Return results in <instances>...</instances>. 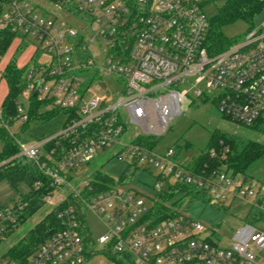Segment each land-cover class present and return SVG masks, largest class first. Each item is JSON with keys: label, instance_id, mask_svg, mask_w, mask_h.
<instances>
[{"label": "built area", "instance_id": "2783aa9c", "mask_svg": "<svg viewBox=\"0 0 264 264\" xmlns=\"http://www.w3.org/2000/svg\"><path fill=\"white\" fill-rule=\"evenodd\" d=\"M206 1L0 0V31L35 43V59L23 73L22 99L48 101L74 113L51 137L59 139L43 153L44 160L41 149L50 139L15 140L17 156L32 162L48 181L43 204L66 205L56 211L57 230L24 262L2 256L0 264H264L255 255L264 252L263 185L239 181L221 167L196 169L191 161L180 162L173 149L159 154L130 142L161 133L179 114L184 94L172 87L190 77L201 84L194 87L195 97H211L223 117L264 134V33L251 29L242 41L208 53ZM99 55L103 66L96 63ZM106 77L114 93H91L90 87ZM16 111L23 113L22 104ZM128 120L139 131L124 141ZM112 146L113 155L120 154L126 167L138 169L149 184L138 179L131 188L133 176L120 184L116 178L94 192L89 174L81 171L79 178L82 165ZM174 184L190 186L215 207L247 201L255 223L240 226L233 243L220 247L204 236L207 227L183 210L154 222L150 207ZM62 189L65 195L53 203L52 195ZM20 198L0 208V241L27 206ZM86 214L102 228L95 239L86 229Z\"/></svg>", "mask_w": 264, "mask_h": 264}, {"label": "trees", "instance_id": "16d2710c", "mask_svg": "<svg viewBox=\"0 0 264 264\" xmlns=\"http://www.w3.org/2000/svg\"><path fill=\"white\" fill-rule=\"evenodd\" d=\"M220 1L221 5L216 14L208 19V27L203 42L208 53L221 51L232 42L222 35L221 27L236 20L251 24L252 16L264 5L258 0ZM13 38L14 36L10 32L0 31V55L9 47ZM23 73L22 69L18 70L12 64H6L1 72V77L6 85V92L0 103V143L2 144L0 150V181H5L12 188L20 183H24L28 188L27 194L20 198L27 202V206L17 214L15 227L24 223L29 216L43 205L42 197L50 190L47 179L37 167L32 162L17 156L18 150L15 140L33 143L50 139L41 149V160H44L43 153L53 149L59 139H51V137L63 129L74 116L71 110L54 107L48 101H40L33 97H30L22 105L23 113H18L15 100L22 86ZM91 80L92 78H89L87 83ZM22 115L25 116V119L23 122H19ZM15 121L19 122L18 131L9 133L8 126H11ZM250 129L260 131L258 128ZM65 142V140H60L61 144H65ZM130 142L153 149L156 140L152 135H138L133 137ZM183 147L185 149L189 148L187 144H184ZM262 159H264V144L243 136L212 131L205 148L199 151L197 156L191 160V163L196 169L210 170L221 167L232 175H242V180H246L245 173ZM132 173H134V170L126 167L120 177L117 178V182L119 184L123 183L124 179L132 177ZM113 180L101 170H95L88 176L89 184L94 192L107 189L108 186L114 184ZM35 185H37V188H35ZM156 199L150 207L149 214L153 217L154 222L173 215L176 212V207L184 199L189 201L200 199L209 203L207 198L184 184H174L169 191L157 195ZM65 205L66 202L51 208L49 213L6 249L3 257L24 262L31 251L57 230L56 211ZM209 205L211 204L209 203ZM246 219L256 220L250 209ZM11 229L9 228L6 234L11 233Z\"/></svg>", "mask_w": 264, "mask_h": 264}, {"label": "rangeland", "instance_id": "374dc122", "mask_svg": "<svg viewBox=\"0 0 264 264\" xmlns=\"http://www.w3.org/2000/svg\"><path fill=\"white\" fill-rule=\"evenodd\" d=\"M220 5V0H207L202 7V11L206 18L211 19L216 14ZM60 18L67 21L66 18ZM251 29H259L261 33H264V5L261 6L260 10L252 16L251 24L236 20L231 24L221 27V33L228 40L238 43L244 39L247 32ZM34 48V42L29 40V42L21 43L16 37L12 40L5 52L0 55V102L6 92V85L1 77V72L4 66L6 64H12L16 69H22L25 72L35 59H32ZM96 63L101 66L104 65L103 59L100 55L97 56ZM200 85V81L196 77H190L183 83L172 87L184 94V97L179 104V114L173 115L169 118L161 133L152 135L156 140L155 147L153 148L156 153L162 154L167 149H173L180 162L186 163L191 161L197 156L199 151L205 148L212 131L243 136L264 144V134L260 131H254L250 128L241 126L230 119L222 117L217 111L216 105L211 97H195L193 93L194 87ZM115 88L116 87H114L111 78L106 77L93 84L90 87V92L100 96L103 95L106 90H110L111 93H114ZM23 89L24 81L22 80V86L20 87L15 100L16 105L25 104V101L22 99ZM126 127L127 132L124 135V141H127L134 133L139 131L135 125L129 123V120L126 122ZM18 128L19 122L15 121L11 126H8L7 130L9 133H15L18 131ZM184 144H187L189 148L185 149L183 147ZM1 147L2 144L0 143V150ZM113 152V146L110 149L97 151L89 162L82 165L81 170L78 171L79 178L82 176L81 171H83L84 174H90L95 170H101L112 179L120 177L125 170L126 165L120 154L114 156ZM150 171L155 173V168L150 167ZM132 176L133 180L128 184L131 188L137 186L136 180L138 179H143L148 184L150 182V179L139 173L138 169H135ZM245 176L247 183L250 181L264 186V159L253 165L245 173ZM236 178L240 181L243 176L237 175ZM27 192L28 188L24 183H20L15 188H12L5 181H0V208L10 205L21 196L26 195ZM145 192L151 194L148 188H145ZM65 193L66 191L63 189L60 192L54 193L51 197L52 202H55L58 195L64 196ZM51 208L52 205L43 204L31 216H29L24 223L18 225L11 233L7 234L0 241V258L5 254L8 247L24 235L28 229L38 223L47 213H49ZM176 209L183 210L190 219L199 221L207 227L204 236L220 247H228L233 243L234 234L240 226L245 224L252 226L255 223L253 220L246 219L249 212V203L241 199H235L229 204L225 203L216 207L211 206L200 199L191 201L184 199ZM85 216L86 229H88L90 236L95 239L96 236L103 232L102 228L98 222H96L94 217L89 214H86ZM96 250H99V248ZM257 252L255 253L257 257L256 259H264V252ZM96 261H98V258L94 259V262Z\"/></svg>", "mask_w": 264, "mask_h": 264}, {"label": "water", "instance_id": "95a60500", "mask_svg": "<svg viewBox=\"0 0 264 264\" xmlns=\"http://www.w3.org/2000/svg\"><path fill=\"white\" fill-rule=\"evenodd\" d=\"M32 96H34V93L32 94Z\"/></svg>", "mask_w": 264, "mask_h": 264}, {"label": "crops", "instance_id": "0c3cea01", "mask_svg": "<svg viewBox=\"0 0 264 264\" xmlns=\"http://www.w3.org/2000/svg\"><path fill=\"white\" fill-rule=\"evenodd\" d=\"M1 103V102H0Z\"/></svg>", "mask_w": 264, "mask_h": 264}]
</instances>
